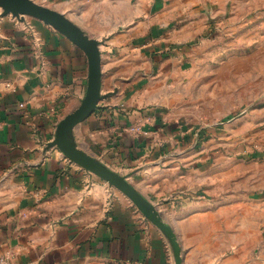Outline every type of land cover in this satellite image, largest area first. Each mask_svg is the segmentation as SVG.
Returning a JSON list of instances; mask_svg holds the SVG:
<instances>
[{"label":"crops","instance_id":"0c3cea01","mask_svg":"<svg viewBox=\"0 0 264 264\" xmlns=\"http://www.w3.org/2000/svg\"><path fill=\"white\" fill-rule=\"evenodd\" d=\"M34 1L100 42L105 98L74 128L75 144L158 208L184 264H264V238L251 239L261 226L252 215H264V204H252V182L264 188V165L252 178V163L233 154L243 148L237 135L264 132V111L217 121L223 100L234 103L233 89H218L219 66L230 67L228 79L234 57L195 76L208 42L214 54L264 57V0ZM2 12L0 257L8 264H175L169 239L126 195L49 147L86 95L84 51L41 20ZM248 29L262 41H220L224 30L229 37ZM251 78L264 85V62Z\"/></svg>","mask_w":264,"mask_h":264},{"label":"water","instance_id":"95a60500","mask_svg":"<svg viewBox=\"0 0 264 264\" xmlns=\"http://www.w3.org/2000/svg\"><path fill=\"white\" fill-rule=\"evenodd\" d=\"M0 7L3 10L1 17L8 15L16 18L30 16L41 20L84 51L89 61V83L86 95L80 106L58 123L55 138L49 143V147L57 148L68 160L98 176L126 195L140 212L166 235L172 245L175 264H181V250L177 235L160 216L158 208L140 194L125 176L118 174L98 159L90 156L74 142V128L88 119L97 110L100 101L105 98L102 94L103 75L100 42L89 37L64 14L38 4L34 0H0Z\"/></svg>","mask_w":264,"mask_h":264},{"label":"rangeland","instance_id":"374dc122","mask_svg":"<svg viewBox=\"0 0 264 264\" xmlns=\"http://www.w3.org/2000/svg\"><path fill=\"white\" fill-rule=\"evenodd\" d=\"M258 13L252 12L250 15L257 16ZM261 21V20H260ZM259 22V21H258ZM257 22V24H258ZM228 28V27H227ZM252 28L256 29L255 26ZM264 30V28H261ZM261 31V30H260ZM226 34V31H223ZM224 33H222V43L226 44L227 41H233L236 44L241 45V43H250V45H255L258 43V41H262V39L259 37H256L255 35L259 33L257 32H251L250 29L246 31L239 30L238 32L233 33L229 37H227ZM251 38V39H250ZM240 49L238 47L235 48V50ZM256 49V48H255ZM214 45H211L210 42H208L207 46H203L199 53L197 54L198 57L196 61L200 63V66L198 65V69H196V78L199 80L203 77L202 76V70L207 69L208 67H214V65H221L219 64L222 61H226L228 59H231L235 61L234 65V71L233 76L229 77L228 79L227 74L230 75L231 69L229 67V70L227 66H219L222 67V70H219V72L223 73V80H222V86L218 87V89H223L226 91L228 88L234 90V103L227 102L226 99L223 100L221 105L225 106V113H222V116H220L217 121L224 122L227 121L228 117H237L241 116L242 114H246L247 112L257 113L258 111L263 112L264 111V85L259 83L258 80H254L251 78V75H254L255 73L259 72V65L264 62V57L257 54H252V60L251 62L243 61L244 55L241 53H236L235 55L228 56L227 53H220V54H214ZM254 51V50H253ZM219 62V63H218ZM244 62L250 64V66H244ZM216 67V66H215ZM200 70V71H199ZM216 73L215 68L207 73V79L203 82V91L206 94H209L210 90H212V85L214 82H212L210 76L214 75ZM214 88V87H213ZM205 103H199V105L204 108ZM220 104V103H219ZM229 106H233L232 109H230ZM228 108V113H226V110ZM228 115V117H226ZM203 120V118H202ZM205 122L208 123L210 121L209 117L208 119H205ZM204 122V123H205ZM264 127V126H262ZM250 131V130H249ZM253 131V129H252ZM236 142L238 141L239 146L242 145L239 150L235 149L233 151V154L237 158H241L243 160L249 161L252 163V178L257 177V173L260 171L261 176L263 175L262 169L264 165V132L261 134L258 133H250L248 135H237L236 136ZM221 140H226L224 138H221ZM223 155L226 154V152L231 151H220ZM257 163V164H254ZM256 182H252V192L254 193V196L252 197V204L256 203L255 205H263L264 204V188H262V184L258 183L260 180L254 179ZM258 180V181H257ZM255 183V184H254ZM263 183V182H262ZM254 184V185H253ZM261 192V193H260ZM160 216L163 218V220L169 224L165 219L162 213H160ZM256 217V219H259L261 221V226H257L254 229H252L251 233V239L254 242H259V239L264 238V224L263 219L264 215H252V218ZM259 217V218H258ZM257 221V222H260ZM258 225V224H256ZM191 237H194V235H191ZM178 238V236H177ZM179 242V239H178ZM180 244V243H179ZM258 249V247H256ZM180 262L181 264H184L185 262V251L182 249L180 245Z\"/></svg>","mask_w":264,"mask_h":264},{"label":"built area","instance_id":"2783aa9c","mask_svg":"<svg viewBox=\"0 0 264 264\" xmlns=\"http://www.w3.org/2000/svg\"><path fill=\"white\" fill-rule=\"evenodd\" d=\"M0 264H8V258L5 256L0 257Z\"/></svg>","mask_w":264,"mask_h":264}]
</instances>
